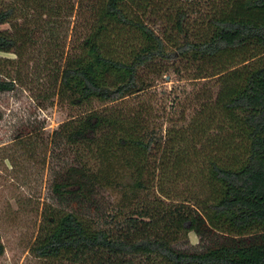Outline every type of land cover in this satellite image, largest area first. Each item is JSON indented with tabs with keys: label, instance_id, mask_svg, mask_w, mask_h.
<instances>
[{
	"label": "trees",
	"instance_id": "obj_1",
	"mask_svg": "<svg viewBox=\"0 0 264 264\" xmlns=\"http://www.w3.org/2000/svg\"><path fill=\"white\" fill-rule=\"evenodd\" d=\"M18 87L76 111L16 130L51 170L33 264H264V0H0Z\"/></svg>",
	"mask_w": 264,
	"mask_h": 264
},
{
	"label": "rangeland",
	"instance_id": "obj_2",
	"mask_svg": "<svg viewBox=\"0 0 264 264\" xmlns=\"http://www.w3.org/2000/svg\"><path fill=\"white\" fill-rule=\"evenodd\" d=\"M71 40L68 50H71ZM156 85L177 86L168 77ZM75 113L58 101L41 110L31 94L21 87L12 93L0 94V236L5 248L0 264H33L29 250L38 232L51 179L49 163L44 164V149H37V157L30 158L26 151L17 148L16 130L42 128L41 137L47 140ZM190 241L192 245L197 243L195 235L190 236Z\"/></svg>",
	"mask_w": 264,
	"mask_h": 264
}]
</instances>
